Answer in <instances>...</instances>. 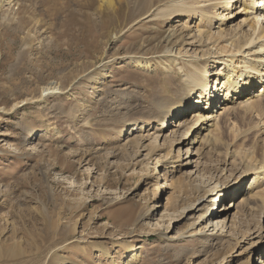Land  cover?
Wrapping results in <instances>:
<instances>
[{
	"label": "rangeland",
	"instance_id": "obj_1",
	"mask_svg": "<svg viewBox=\"0 0 264 264\" xmlns=\"http://www.w3.org/2000/svg\"><path fill=\"white\" fill-rule=\"evenodd\" d=\"M6 1L0 0V107L38 96L51 82L66 89L44 104L0 112V264H127L128 246L139 254L128 264H260V251L241 245L240 235L254 233L252 242L264 243L257 231L264 227L262 210L241 220L240 239L232 231L223 241L198 233L199 213L181 215L200 181L194 156L188 167L162 166L178 153L174 138H185L182 130L173 133L178 121L166 130L153 122L139 133L120 132L126 118L150 120L147 109L148 115L158 102L180 98L176 83L183 73L168 72L159 58L173 45L177 20L124 26L106 24L108 10L97 0ZM236 7L229 24L244 25ZM195 23L186 26L195 29ZM141 55L154 64L149 70L128 58ZM224 127L234 145L237 125L225 120ZM256 138L262 153L264 129ZM214 153L210 159L222 157ZM233 172L229 186L247 189L250 180L236 182L240 171ZM180 179L181 193L171 186ZM241 193L226 202L229 219Z\"/></svg>",
	"mask_w": 264,
	"mask_h": 264
},
{
	"label": "bare ground",
	"instance_id": "obj_2",
	"mask_svg": "<svg viewBox=\"0 0 264 264\" xmlns=\"http://www.w3.org/2000/svg\"><path fill=\"white\" fill-rule=\"evenodd\" d=\"M4 1L6 0H2ZM12 1L14 0L6 2L11 4ZM94 1L91 2L95 3ZM97 1L100 10H108L106 24L118 22L125 26L137 20L144 22V19L155 24L162 23L161 21L173 24V21L177 20L172 25L173 45L167 53H161L159 58L166 60L164 68L168 72L175 75L183 73V81L176 83L180 98L177 101L164 99L158 102L148 115L147 109L144 116H150V120L126 118L120 132L132 128L133 133H139L147 123L151 125L153 122L159 126V130H166L178 121L177 129H174L173 133L177 134L182 130V136L185 138H174L175 141L172 142L180 145L178 153L165 160L162 166L166 168L171 163H179V166L188 167L192 163L191 157L194 156L196 165L199 166L196 178L200 181L195 184L198 194L183 207L181 215L186 211L187 214L199 213L198 221L203 224V228L198 232L201 235L217 236L222 241L230 236L232 231L237 236L242 231L241 220L245 215L249 212L255 213L257 209L262 210L261 213L264 214V151L260 152V142L256 138L258 132L264 129V0ZM237 4L242 8L244 25L241 22L229 24V20L237 14ZM195 19V29H192L191 25L186 26L189 20ZM189 45L192 46L190 51L193 50V53L188 51V54H184ZM128 58L130 62L136 63L138 68L149 70L154 65L151 59L144 55ZM175 65L179 66V71H176ZM86 74L88 69L84 70L82 77ZM89 78L94 80L92 76ZM171 81L173 83L177 80ZM212 81L215 82L214 85ZM219 83H222L221 87ZM225 85L227 93L223 95ZM65 89L60 84L51 82L42 88L38 96L24 98L8 109L0 107V112L10 114L33 102L44 104L51 97L63 93ZM216 106L219 108L216 109ZM254 115L258 116L255 123L252 121ZM225 120H233L237 125L233 133L234 145L225 140L228 136L224 127ZM190 131L194 135L188 139L186 136ZM185 140H188V148L184 158L181 149ZM132 141L133 139L130 140ZM135 141L138 143L136 148H141L143 144L140 145L137 139ZM250 141H253L251 145ZM125 147H129L128 142ZM220 147L222 151L219 150ZM190 148H194L195 152ZM172 150L173 148L167 155ZM214 152H220L222 157L219 160L210 159L211 153ZM203 159L205 161H202ZM235 169L240 171V175L234 177L236 182H240L241 178L242 181L250 180L247 189L239 187L241 183L229 186L227 180L234 176ZM216 172L217 177L213 180ZM171 186L180 193L186 187L183 179L174 180ZM239 193L241 197L236 205L237 210L232 219H229L232 205L227 206L226 202L228 199L233 200ZM217 202L221 203V214L215 209ZM257 231L262 240L264 227L259 226ZM253 234L241 233V245H248L253 252L260 251V264H264V243L252 242ZM128 249L130 253L127 264L137 260L139 255L136 247L128 246Z\"/></svg>",
	"mask_w": 264,
	"mask_h": 264
}]
</instances>
